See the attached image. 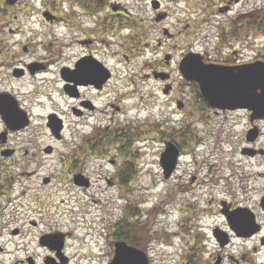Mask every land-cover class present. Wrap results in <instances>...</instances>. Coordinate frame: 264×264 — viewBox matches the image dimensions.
I'll list each match as a JSON object with an SVG mask.
<instances>
[{"label":"flooded vegetation","instance_id":"flooded-vegetation-1","mask_svg":"<svg viewBox=\"0 0 264 264\" xmlns=\"http://www.w3.org/2000/svg\"><path fill=\"white\" fill-rule=\"evenodd\" d=\"M20 2L21 0L13 6ZM63 2L70 5L72 10L77 9L74 13L78 19L77 22L75 19H68L67 30L62 32L59 47L54 42L43 44L45 56L35 57V42L20 43L15 39L9 44L11 37L0 38V264H93V255L86 249V237H81L79 229H64L59 226L25 229L26 223L10 225L14 213H19V209L25 207L28 192L36 187L35 181L29 185L26 182L37 173L26 167L28 162L24 163L30 147H22L21 144L30 141H18L15 140L16 137L26 136L28 139L38 132L47 133L60 142L68 135L76 137L80 158L106 160L113 167L114 173L105 178L106 182L113 184L117 179L122 180L123 172L127 174L123 179L136 181L138 178L131 176L140 168H146L145 163L141 162L143 151L137 144V138L152 134L150 139L157 140L155 135L164 132L153 117H156L158 106L162 107L163 101H167L168 106L174 108L173 112L185 117L206 119L207 114L212 113L223 116L227 120L226 129L230 134L234 133L236 116L239 119L246 118L247 131L255 127L259 134L252 143L254 149L250 150L254 154L247 153L245 156L258 159L259 162L264 161V118L252 119L251 111L244 108L211 107L202 98L199 85L186 80L180 71L181 61L191 52L201 54L205 62L226 66L255 63L264 58L259 40L258 0L207 1L204 17L198 22L201 21L204 25L200 30H203L207 46L212 47L213 51L198 49L194 38L198 34L191 33H201L196 30V22L178 21L176 27H170L171 15L164 8L163 2L154 9L155 24L147 27L139 24L140 21H132V25L119 29L117 40L116 27L131 16L121 0ZM43 6L42 16L45 13L47 16L42 20L44 25L50 26L57 19V15L51 11L57 3L44 1ZM10 7L5 0L1 1L2 35L5 31L3 16ZM163 15L165 17L161 19L160 16ZM7 20L8 26L15 22L11 18ZM149 28L154 30V37ZM8 31L13 36L21 33L19 28L13 27ZM21 46H27V49H20ZM148 46L153 47L154 57L144 60V67L123 65L118 68L113 63V59L118 56L130 61L132 57L144 55V47ZM69 49H73L74 53H69ZM176 71L179 78L176 77ZM26 84L29 88L24 87ZM52 84L56 87L53 91L40 90ZM56 96L62 99L63 105L48 100ZM29 97H33L35 101L28 102ZM42 99L50 102L51 107L41 118L40 125H36L38 120L35 109L47 107ZM196 108L201 109L197 114L194 110ZM162 110L163 108L158 110L161 115ZM59 127L60 131L57 130ZM244 139L247 141L246 136ZM160 140L165 145L171 139ZM55 147L50 145L43 148V153L51 156L55 153ZM243 148L244 146L241 152ZM163 150L164 147L160 154ZM21 156L23 162L19 163ZM21 164H24L22 168ZM130 169L134 171L132 175L129 173ZM178 169L179 166L173 177ZM71 176L73 186L89 187L93 183L85 170H75ZM196 178L194 176L192 181L195 182ZM40 182L49 185L52 178L44 176ZM41 183L37 185L40 189ZM42 193L35 195L42 197ZM263 197L264 187L257 207L243 202L235 204L230 200L220 202L223 216V210L233 214L239 207L249 208L254 213L261 224L258 233L253 236L257 242L250 248L255 256L264 252ZM38 201L33 199L30 207L46 214L47 201L43 205H38ZM28 223L36 226L35 221ZM109 234L112 239L107 242L110 246L107 264L115 257L118 241L138 247L129 242L130 234L123 235L116 229H110ZM223 249L219 247V252L216 253L220 255L222 263L226 261ZM246 256L248 254L242 252L240 259L246 261Z\"/></svg>","mask_w":264,"mask_h":264},{"label":"rangeland","instance_id":"rangeland-1","mask_svg":"<svg viewBox=\"0 0 264 264\" xmlns=\"http://www.w3.org/2000/svg\"><path fill=\"white\" fill-rule=\"evenodd\" d=\"M44 1L50 0H21L19 5L6 10L7 14L3 16L5 31L3 35L0 32V38L11 37L9 44L15 39L20 43L34 41L35 57L45 56L43 44L55 40L54 30L61 35L67 30L63 18L71 19L70 15L73 12L72 7L65 4L64 0H52L58 7L51 10L61 17H58L52 27L46 26L42 20ZM121 1L131 13L129 19L122 21L124 26L132 25V21H140L139 24L147 27L155 24L154 10L151 6L154 0ZM159 1L163 2L164 8L171 15L170 27H176L178 21L186 20L190 23L196 22V30L204 28L198 20L204 17V6L208 0ZM258 4L264 5V0H258ZM8 18L15 20L11 26L7 25ZM143 19L145 22H142ZM10 27L19 28L21 33L13 36L8 31ZM119 29L120 26L116 27V40ZM127 30L129 31L130 28ZM149 31L154 37V30L149 28ZM200 31L204 33L203 30ZM191 33L198 34V37H194L198 49L213 51L212 47L207 46L204 35L199 31H191ZM159 37L162 35L159 34ZM259 40L260 48L264 51V36H260ZM55 43L59 45V42ZM22 48L21 46L20 49ZM69 53H74V50L69 49ZM152 57L154 50L151 46L146 54L131 59L129 65L143 66V59L149 60ZM118 58L120 61L113 59V63L119 66L118 68L129 63L120 56ZM175 74L179 78L177 71ZM24 87L29 88V85L26 84ZM54 89L56 87L52 84L40 90ZM42 100L47 107L42 110L35 109L38 120L36 125H40L41 118L51 107L50 102ZM48 100L63 105L62 99L58 96ZM27 101L32 102L35 99L29 97ZM163 103L165 104L162 107L157 108L158 110L163 108L162 115L157 110L153 119H157V122L163 126L164 132L155 135L157 140L150 139L152 134L137 138L143 151L141 162L146 164V168L138 170L135 174V178L138 179L132 184L106 182L105 178L114 173L113 167L106 160L91 161L80 158L76 137L68 135L61 142L55 141L44 132H38L36 136L28 139L26 136L16 137L15 140L18 141H30L21 144L22 147H30V153L24 163L28 162L26 167L30 171L36 170L37 173L26 182L29 185L35 181L36 187L28 192L25 207L20 208L19 213H14L10 225L26 223L25 229H48L53 226L64 229H88L92 233L91 237L94 238V241L91 240L95 243L98 229H116L115 225L119 220L131 218L133 221L140 220L142 224L148 222L153 234L160 233L148 247L151 264H181L180 262L189 252L194 258L193 264H216L219 246L213 237V232L215 229L229 231V225L220 211V202L230 200L235 204L243 202L257 207L264 187V161L259 162L258 159L244 156L241 152L248 132L246 118L239 119V116H236L237 124L231 135L226 129L227 120L223 116L212 113L207 114L206 119H196V116L185 117L181 113H173L174 109L166 104L167 101ZM194 110L197 114L201 109ZM160 139H171L183 148L184 155L180 160L178 172L170 179H165L159 163L160 151L164 145ZM50 145L56 146L55 153L51 156L45 155L42 149ZM22 157L18 159L19 163L23 162ZM23 166L24 164H21L20 168ZM75 170H85L93 183L89 187L73 186L70 178ZM44 176L52 178L51 184L44 185L40 182ZM194 176L197 177L195 182L192 181ZM38 183H41V189L37 186ZM35 193L43 195L39 197ZM33 199L39 200L38 205H43L47 201L46 214L30 207ZM153 208L156 210L152 212ZM128 211L131 213L130 216ZM262 218L264 220V217ZM29 221H35L36 226H31ZM111 239L108 236L105 243H102L104 240L100 241V244H103L100 254L97 253V248L91 246L86 248L93 255V264H107L110 246L106 242H110ZM256 242L255 238L234 237L231 244L222 250L226 257V261L222 264H250L254 261L256 264H262L264 252L255 256L250 250ZM242 252L248 254L246 261L240 259ZM256 257H258L257 261Z\"/></svg>","mask_w":264,"mask_h":264},{"label":"water","instance_id":"water-1","mask_svg":"<svg viewBox=\"0 0 264 264\" xmlns=\"http://www.w3.org/2000/svg\"><path fill=\"white\" fill-rule=\"evenodd\" d=\"M16 2L17 0H8ZM189 60L191 57L189 56ZM186 60L182 67L184 75L191 81L198 82L202 96L213 107L249 108L254 117H264V61L242 66L224 67L206 64L202 60ZM195 67H200L195 71ZM192 69V70H191ZM257 131L248 134L250 141L255 140ZM179 151L170 143L161 157V164L166 178H169L177 165ZM264 202V199H263ZM224 211V210H223ZM237 213V214H236ZM232 230L238 236H252L259 229L253 214L228 213ZM222 233V234H221ZM215 237L221 246L230 242L226 232L215 231ZM220 261H218V264ZM111 264H150L145 251L130 247L125 242L117 244L116 255Z\"/></svg>","mask_w":264,"mask_h":264},{"label":"trees","instance_id":"trees-1","mask_svg":"<svg viewBox=\"0 0 264 264\" xmlns=\"http://www.w3.org/2000/svg\"><path fill=\"white\" fill-rule=\"evenodd\" d=\"M260 19H261V22H260V25H261V30L264 31V28H263V24H264V12L262 13L260 11ZM133 170L130 169L129 173L132 175L133 174ZM127 174L123 172V178L126 176ZM119 177V176H117ZM116 177V178H117ZM122 180H118L117 181L119 183H122V184H132V181H126L125 179ZM156 209H153V211H155ZM129 213V216H130V212L128 211ZM151 213V212H150ZM135 214V213H133ZM136 215V214H135ZM151 215V214H150ZM136 219L137 216H135ZM152 217V215H151ZM116 231L118 232H121L123 235H127V234H130L129 236V242L137 245L138 247L140 248H143V249H147L150 245V243L152 242V240L154 238H157L159 237L160 233L159 232H156V233H152L151 231V228H150V224L147 223H141L140 220H131V218L129 219H122V221L120 223H117L116 224ZM187 262L192 264L194 262V258L193 256H187L185 257Z\"/></svg>","mask_w":264,"mask_h":264}]
</instances>
